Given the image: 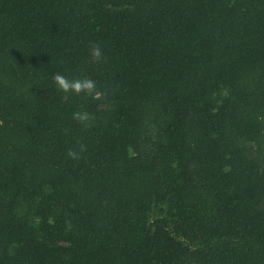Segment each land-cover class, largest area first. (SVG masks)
<instances>
[{"label":"trees","instance_id":"1","mask_svg":"<svg viewBox=\"0 0 264 264\" xmlns=\"http://www.w3.org/2000/svg\"><path fill=\"white\" fill-rule=\"evenodd\" d=\"M0 264H264V0H0Z\"/></svg>","mask_w":264,"mask_h":264},{"label":"clouds","instance_id":"2","mask_svg":"<svg viewBox=\"0 0 264 264\" xmlns=\"http://www.w3.org/2000/svg\"><path fill=\"white\" fill-rule=\"evenodd\" d=\"M91 56L93 60H100L102 59L101 51L99 47H93L91 49ZM53 80L57 87L67 93V92H73V93H80L82 91L86 92H92L95 89V81L92 79H69L66 76H63L59 73L55 74L53 76ZM73 118L77 119L79 121H86L89 119V116L87 114H80V113H73ZM68 155L73 158L77 159L79 158V153L75 151H69Z\"/></svg>","mask_w":264,"mask_h":264}]
</instances>
